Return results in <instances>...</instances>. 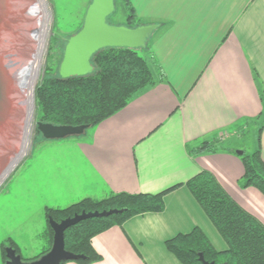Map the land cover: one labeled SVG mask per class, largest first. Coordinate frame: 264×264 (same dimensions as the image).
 Returning <instances> with one entry per match:
<instances>
[{
	"label": "crops",
	"instance_id": "crops-1",
	"mask_svg": "<svg viewBox=\"0 0 264 264\" xmlns=\"http://www.w3.org/2000/svg\"><path fill=\"white\" fill-rule=\"evenodd\" d=\"M130 2L144 22L161 23L149 43L167 81L149 87L83 134L65 137L72 138L73 148L63 156L73 158H65L66 166L53 173L61 190L55 203L120 191L155 193L208 169L264 223V194L241 186L244 165L238 155H195L187 147L212 135L229 141L264 116V0ZM260 149L264 159V126ZM195 226L217 249L227 247L181 184L165 195L163 211L134 215L95 235L92 244L102 259L90 264H183L165 240ZM42 230L49 237V227Z\"/></svg>",
	"mask_w": 264,
	"mask_h": 264
},
{
	"label": "trees",
	"instance_id": "trees-1",
	"mask_svg": "<svg viewBox=\"0 0 264 264\" xmlns=\"http://www.w3.org/2000/svg\"><path fill=\"white\" fill-rule=\"evenodd\" d=\"M124 5V22L119 24L137 26L146 23L137 16L130 0H124ZM111 15L108 16L109 22ZM62 56L58 62L52 55L48 56L45 74L35 88L38 119L44 122L87 124L93 127L121 110L149 87L167 81L149 39L146 46L141 48L108 46L100 49L91 58L93 71L85 75L61 77L59 65ZM257 123L258 146L253 152L242 150V153H238L237 149L226 143L228 141L221 140L216 135L204 138L194 146H187L188 150L195 155L224 151L238 155L244 165L241 186H253L264 194V159L260 149L264 116L259 117ZM247 124L245 121L244 125ZM181 184L189 188L225 240L227 247L217 249L206 232L200 226H195L188 232H179L167 238L165 246L168 250L183 264H203L200 253L214 264H264V223L239 204L208 169H201L185 182L159 192L120 191L99 199L85 197L63 208L46 207L45 215L48 221L49 217L61 221L82 211L125 208L124 212L108 217L80 220L65 230V247L72 252L83 254L71 261L90 264L102 259V255L92 244L95 235L114 225L122 226L134 215L163 211L165 195ZM48 227L49 246L41 254L47 252L53 242L54 232L50 224ZM10 246L14 247L17 253L20 252L14 244ZM1 249L5 264V243L1 244ZM64 262L66 261L60 264Z\"/></svg>",
	"mask_w": 264,
	"mask_h": 264
},
{
	"label": "rangeland",
	"instance_id": "rangeland-1",
	"mask_svg": "<svg viewBox=\"0 0 264 264\" xmlns=\"http://www.w3.org/2000/svg\"><path fill=\"white\" fill-rule=\"evenodd\" d=\"M39 1V0H38ZM48 14V31L44 52L40 61L39 76L33 90L32 132L26 152L17 165L0 183V264H3L1 244L6 248L14 244L19 248L23 259L31 260L40 255L49 246L48 237L42 229L48 227L45 215L46 207L63 208L70 204L58 201L61 190L59 181L53 173L68 162L64 151L73 148L72 138L47 139L37 129L38 108L35 100V88L45 74L48 56L58 62L62 56L67 38L79 30L83 24L86 7L90 0H43ZM41 11L43 7L41 2ZM15 3L11 0H0V52L9 57L13 38L18 36L20 28L13 21ZM124 0H115V10L111 22H124ZM43 19V15H42ZM56 62V63H57ZM1 65V63H0ZM3 87H4V75ZM5 104V97H3ZM4 110V109H3ZM1 116V113H0ZM1 118V117H0ZM1 120V119H0ZM1 130V129H0ZM259 125L250 123L245 132L229 140L231 147L253 152L258 146ZM62 173L60 172V175Z\"/></svg>",
	"mask_w": 264,
	"mask_h": 264
},
{
	"label": "water",
	"instance_id": "water-1",
	"mask_svg": "<svg viewBox=\"0 0 264 264\" xmlns=\"http://www.w3.org/2000/svg\"><path fill=\"white\" fill-rule=\"evenodd\" d=\"M115 10V0H91L87 6L81 28L67 38L63 56L59 65L61 77L85 75L91 73L94 66L92 56L100 49L108 46H121L130 48L145 47L151 34L159 24L156 22L143 23L137 26L126 24H113L108 21ZM3 76L0 65V113L3 110ZM38 131L47 139H60L68 136L83 134L89 125L54 124L38 120ZM242 153V150H237ZM125 208H110L95 211H82L73 216L57 221L49 217L53 229V242L51 248L39 257L25 260L12 246L6 248L7 259L5 264H60L63 261L77 259L83 254H78L65 247V230L90 217H108L124 212ZM200 259L203 264H214L206 260L202 253ZM225 264V263H220Z\"/></svg>",
	"mask_w": 264,
	"mask_h": 264
},
{
	"label": "bare ground",
	"instance_id": "bare-ground-1",
	"mask_svg": "<svg viewBox=\"0 0 264 264\" xmlns=\"http://www.w3.org/2000/svg\"><path fill=\"white\" fill-rule=\"evenodd\" d=\"M39 1L11 0L15 3L13 21L20 29L13 38L9 57L0 52L5 80V104L0 116V183L26 152L33 128V90L48 31L47 10L43 0Z\"/></svg>",
	"mask_w": 264,
	"mask_h": 264
}]
</instances>
